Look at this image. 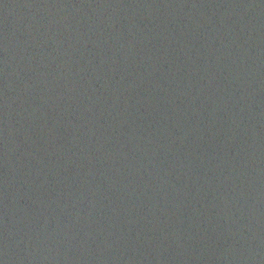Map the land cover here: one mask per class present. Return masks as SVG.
Here are the masks:
<instances>
[{"label": "water", "instance_id": "1", "mask_svg": "<svg viewBox=\"0 0 264 264\" xmlns=\"http://www.w3.org/2000/svg\"><path fill=\"white\" fill-rule=\"evenodd\" d=\"M0 264H264V0H0Z\"/></svg>", "mask_w": 264, "mask_h": 264}]
</instances>
